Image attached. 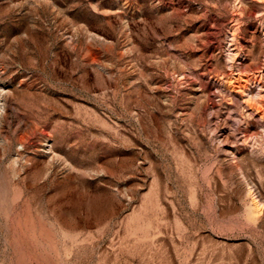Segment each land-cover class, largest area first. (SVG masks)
Returning a JSON list of instances; mask_svg holds the SVG:
<instances>
[{
    "label": "rangeland",
    "instance_id": "374dc122",
    "mask_svg": "<svg viewBox=\"0 0 264 264\" xmlns=\"http://www.w3.org/2000/svg\"><path fill=\"white\" fill-rule=\"evenodd\" d=\"M0 85V264H264V0H0Z\"/></svg>",
    "mask_w": 264,
    "mask_h": 264
},
{
    "label": "bare ground",
    "instance_id": "6f19581e",
    "mask_svg": "<svg viewBox=\"0 0 264 264\" xmlns=\"http://www.w3.org/2000/svg\"><path fill=\"white\" fill-rule=\"evenodd\" d=\"M2 71V70H1ZM16 92V91H15ZM14 92V93H15ZM14 96V95H13ZM11 97V99H9ZM9 100H12V91L6 90V88L0 85V127L1 123L8 117L10 105ZM11 103V102H10ZM14 108V107H13ZM12 109V108H11ZM13 111V110H12ZM11 111V112H12ZM9 120V119H8ZM10 122V121H9ZM7 123V122H6ZM22 138V137H21ZM54 153V152H53Z\"/></svg>",
    "mask_w": 264,
    "mask_h": 264
}]
</instances>
